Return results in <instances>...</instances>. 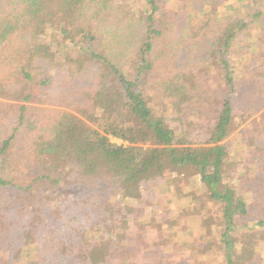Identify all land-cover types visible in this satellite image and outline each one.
I'll use <instances>...</instances> for the list:
<instances>
[{
  "label": "trees",
  "instance_id": "16d2710c",
  "mask_svg": "<svg viewBox=\"0 0 264 264\" xmlns=\"http://www.w3.org/2000/svg\"><path fill=\"white\" fill-rule=\"evenodd\" d=\"M173 4L162 18L158 0H0V264H151L175 225L165 177L188 172L224 264L253 261L238 235L264 234V125L245 131V170L226 140L256 111L234 100L245 73L264 104V0Z\"/></svg>",
  "mask_w": 264,
  "mask_h": 264
},
{
  "label": "rangeland",
  "instance_id": "374dc122",
  "mask_svg": "<svg viewBox=\"0 0 264 264\" xmlns=\"http://www.w3.org/2000/svg\"><path fill=\"white\" fill-rule=\"evenodd\" d=\"M161 5L160 16L164 18L167 16L169 10L173 9V0H158ZM191 4V3H189ZM143 26H134L135 35L140 38L142 34ZM256 38L259 39L257 33ZM252 38V32H247L246 36L242 39L241 47L249 46ZM136 43V41H134ZM255 48H250V56L253 60L258 57L259 52ZM184 52L178 59H184ZM118 66L124 70L130 72L132 69L136 70L135 60H131L129 54H126L122 50L118 54L116 59ZM254 63V62H253ZM245 80L242 82V88L238 91V94L234 98L236 102H240L242 105L241 113L245 117L247 116L248 107L254 106L256 111L253 113L251 118L245 123L241 119L235 120V131L226 140L227 145L240 155L243 163L239 169L245 170V146L247 141V135L245 131L248 126H256L259 124L264 125V104L254 102L252 93L258 85L256 77L245 73ZM150 98H156L155 102H151L150 107L162 106L166 104L165 99L157 94L155 89L149 91ZM208 105V111H205L204 116L211 114V110L214 107ZM212 115V114H211ZM236 167L232 166L228 174L236 175ZM190 173L180 174L178 177L173 175H167L165 181L168 179L177 180V186H171L161 193L163 203L166 204L169 218L175 225L172 230L168 232L169 242L159 249L161 253L159 255H152L148 259L151 264H224L223 256L220 250V245L217 244L216 240L219 237L218 226L220 221L217 215V208L214 204L206 202L203 195H198L197 190L194 189L193 184L190 180ZM14 198L13 194H9ZM250 224V223H249ZM249 224L246 227H242L239 231V240L241 243V251L253 253V261L250 263L245 261V264H264V234L260 230L252 231L249 229ZM163 228L164 225H163ZM164 230V229H163ZM146 234L149 237L158 235V228L156 224L150 225L146 229ZM149 250V249H148ZM1 264H16V262L10 259L4 258Z\"/></svg>",
  "mask_w": 264,
  "mask_h": 264
}]
</instances>
